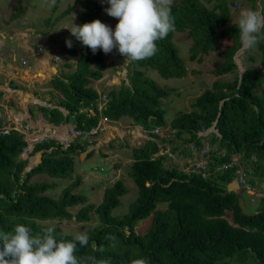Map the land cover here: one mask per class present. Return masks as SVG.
Returning a JSON list of instances; mask_svg holds the SVG:
<instances>
[{
  "label": "trees",
  "instance_id": "trees-1",
  "mask_svg": "<svg viewBox=\"0 0 264 264\" xmlns=\"http://www.w3.org/2000/svg\"><path fill=\"white\" fill-rule=\"evenodd\" d=\"M105 3L102 7L92 0L77 1L67 13L80 6L84 10L80 13L81 24L91 23L101 20L102 12L109 7L106 0ZM171 12L175 31L156 42L155 55L130 62L128 85L122 82L117 90L111 89L100 111L96 106L99 94L89 85L102 78L105 54L100 49L93 54L76 39L78 50L68 51L69 59L79 55L75 71L60 73L50 82L51 88L63 95L58 107L67 114L58 108L40 107L51 125L72 122L75 130L82 133L67 148L46 139L32 147L28 158L21 159L28 146L24 135L14 129L4 134L5 125L0 119V231L11 232L15 225L23 224L36 234L51 227L42 224L45 221L75 219L84 223L96 215L99 224L86 231L89 236L86 247L77 245L78 258H108L111 264H130L137 258H145L149 264H264V198L259 199L256 214L247 216L242 213L236 194L226 190L241 167L252 190L264 183V92H256L264 86V30L254 48L260 54L262 70L246 68L240 76L233 59L240 48L238 29L236 24L227 26L231 14L226 0H183L171 5ZM175 32L186 33L192 40L190 61L201 62L203 56L217 49L220 38L230 42L219 53L221 60L215 62L212 74L216 77L230 74L233 79L216 80L211 89L190 104L189 112H180L171 121L169 128L170 132L175 131L176 138L188 135L185 142L196 149L203 147L199 133L213 128L215 132L208 135L210 175L203 178L175 167L166 168L165 157L152 158L160 151V146L149 141L133 150L129 175L137 188V199L126 215L120 218L111 215L128 193L122 180L105 189L98 206L87 204L86 197L74 192L81 185L80 177L63 189L58 198L49 196L47 192L56 188L57 183L32 181V178H70L75 170V156L90 146L83 136L96 128L101 119L119 121L127 117L148 132L165 128L161 103L169 92L145 73L149 69L163 79L186 77L185 63L172 42ZM250 53L245 55L255 62ZM36 153H42L41 162L26 173L29 156ZM233 158L235 165L216 171L232 163ZM79 205L82 207L76 214L69 211ZM159 205H165V209H159ZM148 218L151 219L149 229L144 234L137 233V224ZM54 235L58 241H71L74 237L60 228H55ZM108 236H115L114 247L113 242L106 239ZM101 245L103 252L97 251ZM85 264L91 261L85 259Z\"/></svg>",
  "mask_w": 264,
  "mask_h": 264
},
{
  "label": "rangeland",
  "instance_id": "rangeland-1",
  "mask_svg": "<svg viewBox=\"0 0 264 264\" xmlns=\"http://www.w3.org/2000/svg\"><path fill=\"white\" fill-rule=\"evenodd\" d=\"M77 1L86 0H55L54 3L52 2V0H0V28H2L3 24L9 25L13 23V26L15 27V29H17L18 36L28 35V30L37 32L36 34L32 33L34 36H36L38 33L42 34V39H39V37H34L36 38L34 44V53L37 52V56H28L23 52L18 53L16 49L17 42L13 41L12 46L14 48V51L18 53L17 59H19L13 65L15 70L12 71L10 69L9 71L0 72V119H2L5 126L7 123V118L13 115L12 112H14V114H17V112H20V104H22V106L24 107L28 103L29 96L34 97V100L31 99L32 104H29V108L32 107L31 110L34 112V117H36L38 113L43 116L42 113L36 108V106H44L45 101L38 95L47 94L49 90L43 92L41 91V89H49L50 84H40L34 79H30L28 75L29 71L28 73H24L23 71H21L22 69L24 70L25 68H27L25 67L26 64L23 60L27 61L28 68L31 67L32 70L35 68V65L34 68L32 67L33 62L41 59L44 55L45 50L53 48L55 49V55L58 54L61 59L60 67L64 70V72H66V74H70L75 71L76 62L79 58V55L77 53L76 56L69 59L68 51H70L71 48L78 50L79 44L76 42V38L71 35L69 30H71L72 23L77 26H82L80 22V13H82L84 10H82L80 6H76L72 11L68 13L67 10L68 8L72 7L73 4ZM92 1L98 2L102 7H104L106 4L105 0ZM181 1L183 0H172V5L178 4ZM226 1L228 3L231 14V19L227 26L236 24L238 12L241 8H255L258 5H264V0ZM237 3L240 5V8L236 7ZM211 6V4L208 5L209 8H211ZM101 16L102 17L100 21L110 26L114 31L118 20L116 18L108 16L105 12H102ZM262 38L264 39V35L262 36ZM66 41H71L72 46L68 47ZM172 42L177 49L179 57L185 63L187 69L186 77L182 79H163L155 70L149 69L146 70L145 74L154 82H156L161 88L169 92L168 97L163 99L161 103V109L164 111V119L167 123L166 130H164V134L161 138L168 139L169 142L165 144L164 148L167 150L169 149V154L172 153L174 155V158H176V161H172L171 159H174L173 156L168 157V151H166L164 155H166L168 158L164 162V166L167 168L175 167L183 171V169H186V167L184 166L186 160H184V158L188 153V148H190L191 146L189 147L190 144H187L185 142V139L188 138V135L185 134L182 136V138H176L174 137L173 133H168L170 122L180 112H189L191 110L190 104L193 103V101L205 90L211 89L213 83L216 80L221 79L230 81L234 76L226 74L216 77L212 74V70L215 68V62L221 60L219 57V52L226 49L228 45H230V42H228L225 38H220V44L217 49L213 50L209 55L203 56L201 62L189 60L190 47L193 45V42L187 37L186 33L175 32L172 38ZM2 49L4 59H8V62H12L11 58L7 56V54H9L10 52V50H8V45H5ZM250 54L255 59V62H251L245 54L240 57L239 63L236 61L238 65V74H240V72L244 73L246 68H255L262 70L259 64L260 54L258 53V51L256 49H253ZM103 60L105 69L102 72V78L98 81H92L89 85V87L97 91V93L99 94L98 98H103L104 96L107 97L109 91L111 89L117 90L122 85V82H125V84L128 85L127 75L131 73L130 62L125 63L126 58L121 56L118 50L115 48L111 53L105 54ZM44 65L46 66L45 62ZM118 72L120 73L119 75L117 74ZM51 73L54 76L56 74L55 69H51ZM30 75L32 76L33 74ZM113 77H118L120 83H118L117 79H114L113 82H111ZM40 78L43 79L45 77L42 76ZM12 86L17 87V89H13ZM256 92H264V86L258 89V91ZM62 97L63 95L61 93L51 95L52 101L54 102ZM10 102L13 103L12 106ZM104 107L102 109H104ZM33 121L35 122L36 118L33 119ZM128 121L129 120L127 117H123L118 121V125H115V127H117L119 131H125V137H123L122 139L123 143L121 142L118 147H116L117 144L115 140L107 145L104 144L103 137L100 140L101 142L99 144L89 147V149L91 148L90 152L80 153L79 155H76L75 170L70 178L50 180L45 176H35L34 178H32V181L49 180L56 182V188L47 192L49 196L56 199L59 197L63 189L67 188L77 177H80L81 185L77 189H75L74 192L86 197L88 200L87 204L98 206L103 201L105 189L112 186L117 180H122L124 182V185L128 189V193L120 199V205L112 211L111 215L115 218H120L123 215H126L129 212L130 207L135 203L137 199V188L129 175V172L131 171L130 166L133 163L131 156L134 150V146L130 145V141H128L127 139V137L130 138L129 134L126 132L127 129L125 128V125H128ZM99 122V125H101V123H104ZM22 125L26 126L24 122L22 123ZM8 126L9 125H7L6 127ZM53 130L54 129L50 128L49 132L51 133V131ZM160 130L161 129H158V131ZM116 131L117 130H115L113 133L111 132L110 134L107 133V139L105 141L111 139L112 136H115ZM212 131L213 129H210L206 133H203V143L209 144L208 135H210ZM39 132H41V134ZM39 132L36 131L35 128H31L26 132V141L28 145L31 144V146H34L35 143H40L42 140L51 139L50 133L43 136L42 133L46 134L43 129ZM56 132L58 134V138H60L61 140L65 138L64 134H62L61 131ZM67 137L68 142L75 139L72 136ZM101 137L102 136H99L97 140H99ZM60 143L64 145L67 144L66 140ZM172 148L175 149L174 153L171 151ZM214 149L217 150L218 147H214ZM112 151L115 152L117 157H112L114 154L111 153ZM91 152H93V154L89 156V153ZM36 154L29 156V161L33 160ZM108 155H110L111 158L106 161L104 158ZM26 158H28V155L24 152L21 155V159ZM128 158H130L131 161H128ZM36 160L34 162H37ZM115 165H117V167ZM183 172L187 173L186 171ZM194 173L198 174L196 172ZM240 190V193H242L241 196L243 198L244 204L248 210L254 211L255 208L259 207V199L264 198V183H261L259 187L254 190V195L245 193L244 186L242 185ZM81 207L82 206L79 205L71 208L69 211L72 214H76ZM158 208L163 210L165 209V205H159ZM42 224L49 225L54 228H60L61 231L67 235H75L77 232H86L88 229L97 227V225L99 224V220L96 215H92L91 220L84 223H79L76 222L75 219H72L69 221L50 220L42 222ZM150 224V218L139 222L135 228L136 232L139 234H144L149 229Z\"/></svg>",
  "mask_w": 264,
  "mask_h": 264
},
{
  "label": "clouds",
  "instance_id": "clouds-1",
  "mask_svg": "<svg viewBox=\"0 0 264 264\" xmlns=\"http://www.w3.org/2000/svg\"><path fill=\"white\" fill-rule=\"evenodd\" d=\"M106 2L109 7L105 12L118 20L114 31L98 19L82 26L72 23L69 30L71 35L82 45L90 48L93 54L98 49L104 54H109L115 48L126 58L125 63L140 61L155 55L158 50L156 42L175 31L171 12L172 0H106ZM236 7L240 8V5L237 3ZM236 25L240 48L233 59L239 63L240 57L252 51L260 42L264 30V5L241 8ZM66 44L68 47L72 46L71 41H66ZM244 191L248 192L245 189ZM54 233L55 228L48 227L33 234L31 229L23 224L15 225L11 232L0 231V264H85V259L91 261V264H111L108 258L77 257V245L86 247L89 243L86 232H77L71 241H58ZM106 239L113 242L111 246H115V236H108ZM97 251L103 252V245L97 248ZM130 264L149 262L145 258H137L131 260Z\"/></svg>",
  "mask_w": 264,
  "mask_h": 264
},
{
  "label": "crops",
  "instance_id": "crops-1",
  "mask_svg": "<svg viewBox=\"0 0 264 264\" xmlns=\"http://www.w3.org/2000/svg\"><path fill=\"white\" fill-rule=\"evenodd\" d=\"M32 33L36 34L37 32H34L32 30H28V35H26V36H23V35L18 36L17 35L18 34L17 33V29H15V27L13 26V23L9 24V25H6V24L4 25L3 24L2 28H0V72L9 71L10 69L12 71L15 70L13 65H14V63H16V61L19 60V59H17V54L18 53L23 52L24 54H27L28 56H30V55L31 56H35V54L37 52L34 53V44H35V39H36L34 37H39V39H42V34L38 33L36 36H34ZM13 41L17 42V44H16L17 48L16 49H17L18 53L16 51H14V48L12 46L13 45L12 44ZM5 45H8V50H10V52H9V54H7V56H9L11 58L12 62H8V59L6 60L3 57L4 55H3V49L2 48ZM54 50L55 49H53V48L45 50L43 57L41 59L33 62L32 67L34 68V65H35V68L32 69V70H31V67L28 68L27 61L23 60L24 63L26 64L25 67H27V68L24 69L25 71L23 69L21 71H23L24 73H28V71H29L28 75H29L30 79H34L36 82H38L40 84H43V83H49L50 84L52 79L55 76H57L58 74H60V73L66 74V72H64V70L60 67V64H61L60 60L61 59L58 62H56L54 60V55H55ZM4 54H5V52H4ZM44 62L46 63V66L44 65ZM51 69H55V71H56V74L54 76L51 73ZM242 73L240 72L239 75L241 76ZM19 74H20V72H19ZM30 74H33V75L31 76ZM36 75H37V77H36ZM42 76L45 77V78H43V79L40 78ZM114 78L115 77L112 78L111 82H113ZM46 90H49L47 94L38 95L41 99H43L45 101V105L44 106L43 105H39V106H36V108L40 112H41L40 107H48L50 109L58 108L64 115H66L67 111H65L61 107H58V103L61 100H63V97L60 98V99H57V101L54 102V101H52L51 95H55V94H57L59 92L54 90V89H52L51 86H50L49 89H45V88L41 89V91H43V92H45ZM28 99H29V101L24 107L22 106V104H20V106H21L20 107V112H17V114H14V112H12L13 113V115L11 116L12 118L11 117L7 118L6 126L7 125H9V126L8 127L5 126V128L14 129V130L20 132L21 134L24 135L25 141H26V136H27L26 132L29 131L31 128H35L36 131H38V132L43 129V131L46 134L50 133L49 129L51 128V129H54L53 131H51V136H50L51 139H53V140H55V141H57L59 143L64 141V140H66L67 144L69 142H71V143L73 142V141H69V142L67 141V139H68L67 136H72L73 137L72 130H73V127L75 128V125L72 122L68 123V124H61L59 126H53V125H51L50 123H48L46 121L45 116L43 115L42 112L41 113H42L43 116H41V114L38 113V115L36 117H34V112L31 110L32 107L29 108V104H32L31 103V99L34 100V97L33 96H31V97L29 96ZM106 99H107V97H106ZM46 102H47V104H46ZM35 118H36L37 122L33 121V119H35ZM128 120H129L128 121V125L127 126L125 125V128L127 129L126 132L129 134L130 138L127 137V139H128V141H130L129 144L134 146V149L145 145L149 141H154V142L158 143V145L160 146L161 149H160V151L158 153H155V154L152 155L153 159H156L158 157L166 156V155H164L166 151H168V154H167L168 157L169 156H171V157L173 156V158H174V155L172 153H171L172 155L169 154V149L167 150V149L164 148L165 144L169 142L168 139L161 138L163 136V134H164V130H166L167 125L165 126V128H156V129H161L159 131V133L156 134V133H154V131L156 129L153 130L152 132L144 131L140 126L134 125L129 118H128ZM100 121L104 122V123L99 122V123H101V125L99 126V129L96 132V134L95 135H91L92 138L89 137L90 135L88 136V134H85L84 136H86V137L83 136L82 139L87 140L90 143V146L99 144L101 142L100 140L103 137H104L103 143L106 144V145L109 144V143H112L113 140L116 141V144H117L116 147H118V145L121 142L123 143L122 139H123V137H125V133H124L125 131L121 132V131L118 130L117 127H115V125H118V121L114 122V121L103 120V119H101ZM21 122L22 123L24 122L26 124V126L22 125ZM39 126H41V127H39ZM109 128H110V130H109ZM169 128H170V126H169ZM211 129H213V128H211ZM115 130H117L116 133H115V136H112L111 139H108L107 141H105L107 139L106 138V134L107 133L110 134L111 132L113 133ZM56 131H62V134L65 135V138L63 140L58 138V134H57ZM168 131H169L168 133H173V135L175 134V131H171L170 132V129H168ZM39 133L41 134V132H39ZM123 134H124V136H123ZM42 135H44V134L42 133ZM154 135H157L159 138L158 139H153L152 137H154ZM203 135H204L203 133H199V136L204 137ZM99 136H102V137L99 140H97ZM118 136L121 139H119ZM202 142H203V140H202ZM67 144H65V145L63 144L64 148H67ZM28 146L31 147V149L33 147V145L31 146V144L28 145ZM89 147L87 148V150L85 152L88 153V152L91 151V148L89 149ZM174 150L175 149L172 148L171 151L174 153ZM187 151H188L189 154L191 152V154L189 156L186 155V157L184 158V160H186L185 165H184L186 167V169H183V171H186L188 169V167L191 166V165L198 164L200 161L208 159V154L211 151V147L209 146V144L203 143V147L201 149L197 150L196 148H191L190 147ZM111 153L112 154L114 153L112 157H117V155L115 154L114 151H112ZM132 155H133V153H132ZM168 157L167 156L165 157V160L163 161V164L167 160ZM110 158H111V156L108 155L104 159L106 161H108ZM131 159H132V161H134L133 160V156H131ZM171 160L172 161H176V158L171 159ZM128 161H131L130 158H128ZM115 166L117 167V165H115ZM240 169L237 170L236 177L234 178L233 181H236L237 178L239 176H241V174L243 172V168L241 167ZM245 179H248V177H245ZM246 182H247V180H246ZM248 186H249V184H248ZM256 188H253L252 191H248L246 193L249 194V195H254V190Z\"/></svg>",
  "mask_w": 264,
  "mask_h": 264
},
{
  "label": "built area",
  "instance_id": "built-area-1",
  "mask_svg": "<svg viewBox=\"0 0 264 264\" xmlns=\"http://www.w3.org/2000/svg\"><path fill=\"white\" fill-rule=\"evenodd\" d=\"M35 56H37V54H35ZM58 58H59V59H58ZM54 60H55L56 62H58V61L60 60V57H59L58 54L54 55ZM105 104H106V97L104 96L103 98H99V99L97 100V105H96V106L98 107L99 110H101V109L105 106ZM103 120H106V119H103ZM99 126H100V125L98 124L96 128L92 129V130H91L89 133H87V134L90 135V136H91V135H95L96 132H97L98 129H99ZM2 130H3V133L6 134V133L9 132L10 128H3ZM154 133L158 134V133H159L158 129H156V130L154 131ZM72 134H73V137H74V138H76V137L82 135V133H81L80 131H76L75 128L72 130ZM35 141H38V140H35ZM35 144H36V143H35ZM30 151H31V148H30L29 146H27V148L25 149L24 152L27 154V153H29ZM235 162H236V160H235V158H233L232 163H230V164H228V165H222L221 167L217 168L216 171H219V170H226L227 168H229V167L235 165ZM208 164H209V160H208V159L202 160V161H200L198 164H195V165H191V166H189L188 169L186 170V172H187V173H194V172H196V173L200 174L203 178H207V177L210 175V173H209V171H208ZM246 180H247V179H245V176L243 175V172H242L241 176H239V177L237 178L236 181H237V183H238L240 186H241V185L244 186V189H245L246 191H251V188L248 186Z\"/></svg>",
  "mask_w": 264,
  "mask_h": 264
},
{
  "label": "water",
  "instance_id": "water-1",
  "mask_svg": "<svg viewBox=\"0 0 264 264\" xmlns=\"http://www.w3.org/2000/svg\"><path fill=\"white\" fill-rule=\"evenodd\" d=\"M118 75L120 74L119 72L117 73ZM243 74V73H242ZM114 79H117L118 80V83H120L118 77H115ZM74 129V127H73ZM71 142H69L67 144V147L70 145ZM41 157H42V153H37L35 158H33V160L29 161L27 167L25 168V172L28 173L30 172L34 167H36L40 162H41ZM37 159V160H36ZM37 161V162H34V161ZM226 190L228 193H235L237 195V200H238V205L242 211V213L244 215H247V216H253L256 214V212L254 211H250L246 208L245 204H244V201H243V198H242V193L241 190H240V186L239 184L237 183V181H232L230 182L229 184H227V187H226Z\"/></svg>",
  "mask_w": 264,
  "mask_h": 264
},
{
  "label": "bare ground",
  "instance_id": "bare-ground-1",
  "mask_svg": "<svg viewBox=\"0 0 264 264\" xmlns=\"http://www.w3.org/2000/svg\"><path fill=\"white\" fill-rule=\"evenodd\" d=\"M44 71H45V70H44ZM36 72H37V71H36ZM36 74H37V73H36ZM36 77H37V75H36ZM61 133H62V131H61ZM48 134H49V133H48ZM48 134H44V135H48ZM44 135H43V136H44ZM50 135H51V133H50ZM64 137H65V135H64Z\"/></svg>",
  "mask_w": 264,
  "mask_h": 264
}]
</instances>
